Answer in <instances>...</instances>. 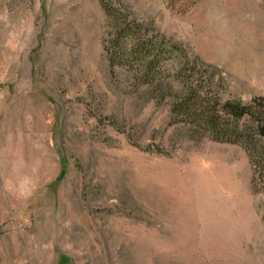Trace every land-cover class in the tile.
<instances>
[{"label": "rangeland", "instance_id": "rangeland-1", "mask_svg": "<svg viewBox=\"0 0 264 264\" xmlns=\"http://www.w3.org/2000/svg\"><path fill=\"white\" fill-rule=\"evenodd\" d=\"M105 6L177 43L172 71L209 66L223 102L264 97V0H0V264H264L247 151L111 70Z\"/></svg>", "mask_w": 264, "mask_h": 264}, {"label": "trees", "instance_id": "trees-1", "mask_svg": "<svg viewBox=\"0 0 264 264\" xmlns=\"http://www.w3.org/2000/svg\"><path fill=\"white\" fill-rule=\"evenodd\" d=\"M105 10L112 20L103 46L111 70H126L135 85L153 89L159 99L172 97V121L185 126L191 138L242 146L253 167L254 192L264 193V97L248 103L223 102L214 90L209 66L201 62L198 69L197 65L192 68L182 65L172 71L167 62L179 52L177 43L137 18L121 16L118 9L105 6ZM197 73L200 76L194 79L193 74ZM171 79L182 86L180 93L173 92Z\"/></svg>", "mask_w": 264, "mask_h": 264}]
</instances>
